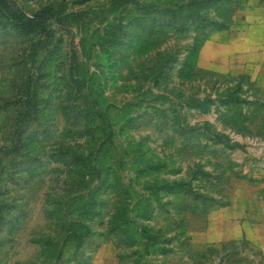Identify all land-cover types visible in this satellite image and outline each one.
Wrapping results in <instances>:
<instances>
[{
	"label": "rangeland",
	"instance_id": "rangeland-1",
	"mask_svg": "<svg viewBox=\"0 0 264 264\" xmlns=\"http://www.w3.org/2000/svg\"><path fill=\"white\" fill-rule=\"evenodd\" d=\"M12 1L88 14L52 18L34 60L37 36L0 17V264H252L236 205L260 139L216 43L229 0ZM31 64L39 116L12 154L2 102ZM88 99L108 108L111 140Z\"/></svg>",
	"mask_w": 264,
	"mask_h": 264
},
{
	"label": "crops",
	"instance_id": "crops-1",
	"mask_svg": "<svg viewBox=\"0 0 264 264\" xmlns=\"http://www.w3.org/2000/svg\"><path fill=\"white\" fill-rule=\"evenodd\" d=\"M229 2L233 10L216 43L223 53L221 59L234 67L243 86L249 87L245 94L252 99L251 110L257 115L252 130L260 139L259 145L251 146L243 164L251 186L243 190L245 196L236 205L237 239L245 259L264 264V0Z\"/></svg>",
	"mask_w": 264,
	"mask_h": 264
},
{
	"label": "trees",
	"instance_id": "trees-1",
	"mask_svg": "<svg viewBox=\"0 0 264 264\" xmlns=\"http://www.w3.org/2000/svg\"><path fill=\"white\" fill-rule=\"evenodd\" d=\"M130 1L138 5L147 6V4H143L139 0H112L111 9L115 11L116 6ZM64 12L51 4L28 13L19 8L12 0H0V17L3 20L2 22L9 24L21 34L37 36L31 45L30 57L32 60L36 58L41 50H48L46 46L50 41L54 40L55 33L50 25L52 18L63 19L71 14L83 22L88 14H86L87 11L85 9H75L70 11L69 14H64ZM41 74V71L35 70L33 64H31L27 67L24 78L17 85L18 90L16 93L3 98L2 104L4 107H16L12 123L7 131L11 145L5 149V151L8 150L12 154H22L28 127L39 116L40 99L38 91L41 84ZM88 104L91 109L98 112L104 124L106 138L111 140L114 129L109 117L108 108L99 105L94 99H88ZM2 214L0 207V218H3ZM87 230L88 227L84 232H87Z\"/></svg>",
	"mask_w": 264,
	"mask_h": 264
}]
</instances>
